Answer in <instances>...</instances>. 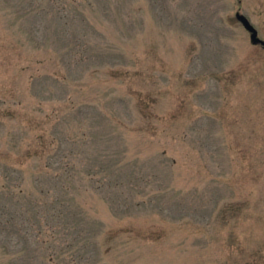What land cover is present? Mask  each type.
Masks as SVG:
<instances>
[{
	"label": "rangeland",
	"instance_id": "1",
	"mask_svg": "<svg viewBox=\"0 0 264 264\" xmlns=\"http://www.w3.org/2000/svg\"><path fill=\"white\" fill-rule=\"evenodd\" d=\"M264 0H0V264H264Z\"/></svg>",
	"mask_w": 264,
	"mask_h": 264
},
{
	"label": "water",
	"instance_id": "2",
	"mask_svg": "<svg viewBox=\"0 0 264 264\" xmlns=\"http://www.w3.org/2000/svg\"><path fill=\"white\" fill-rule=\"evenodd\" d=\"M235 19L242 25L245 31L249 34V41L253 46H261L264 48V40L260 39L257 30L250 21L240 12L235 13Z\"/></svg>",
	"mask_w": 264,
	"mask_h": 264
}]
</instances>
